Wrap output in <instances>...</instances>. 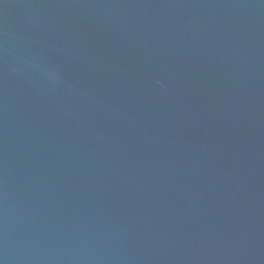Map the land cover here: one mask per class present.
Listing matches in <instances>:
<instances>
[{"label": "water", "instance_id": "1", "mask_svg": "<svg viewBox=\"0 0 264 264\" xmlns=\"http://www.w3.org/2000/svg\"><path fill=\"white\" fill-rule=\"evenodd\" d=\"M0 264H264V0H0Z\"/></svg>", "mask_w": 264, "mask_h": 264}]
</instances>
